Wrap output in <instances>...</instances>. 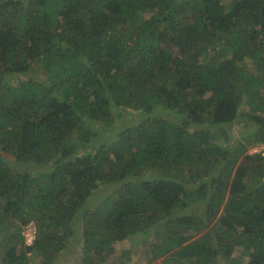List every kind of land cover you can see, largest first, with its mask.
I'll list each match as a JSON object with an SVG mask.
<instances>
[{"label": "trees", "instance_id": "16d2710c", "mask_svg": "<svg viewBox=\"0 0 264 264\" xmlns=\"http://www.w3.org/2000/svg\"><path fill=\"white\" fill-rule=\"evenodd\" d=\"M255 146L264 0H0V264H264Z\"/></svg>", "mask_w": 264, "mask_h": 264}, {"label": "rangeland", "instance_id": "374dc122", "mask_svg": "<svg viewBox=\"0 0 264 264\" xmlns=\"http://www.w3.org/2000/svg\"><path fill=\"white\" fill-rule=\"evenodd\" d=\"M243 124H234L233 128L231 129L229 135L230 137L226 140L223 136H217L216 141L220 142V146L224 147L226 145V143L228 142H233L234 140L240 139V137L242 136L241 130ZM261 149H264V146H255V147H250L249 151L251 153H254L255 151H260ZM114 188V187H113ZM94 202L93 199H91L90 203L92 204ZM133 241L132 239H126L123 240V242H121L120 247L121 249L123 248H141L140 247V243ZM81 245L79 243L74 244V246L71 247V249L68 251H66V253L64 255H62L59 259L58 262L60 264H74L77 263L78 261V257H81ZM242 253V249L241 247H237L235 249L234 254L232 255V257L229 258H225L224 260V264H233L234 262L237 261V258H239V263L240 264H246L248 257H246L245 255L241 254ZM135 261H133L130 264H164V259L160 258L158 260H154L152 262H149V257H145L143 250L141 248V253L139 257H135L134 259Z\"/></svg>", "mask_w": 264, "mask_h": 264}, {"label": "clouds", "instance_id": "9594fccd", "mask_svg": "<svg viewBox=\"0 0 264 264\" xmlns=\"http://www.w3.org/2000/svg\"><path fill=\"white\" fill-rule=\"evenodd\" d=\"M25 236H26V242L27 243H32L35 239V231H33L32 228L28 227L25 231Z\"/></svg>", "mask_w": 264, "mask_h": 264}]
</instances>
